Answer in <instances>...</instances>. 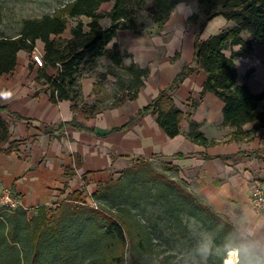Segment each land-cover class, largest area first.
<instances>
[{
  "label": "trees",
  "instance_id": "trees-1",
  "mask_svg": "<svg viewBox=\"0 0 264 264\" xmlns=\"http://www.w3.org/2000/svg\"><path fill=\"white\" fill-rule=\"evenodd\" d=\"M150 1L152 4L148 6ZM185 1L188 0H73L52 15L25 18L16 34H0V73L12 72L18 63V52L22 49L32 51L37 41L42 40L45 64L40 67L36 80L52 101L70 100L74 111L83 110L87 118L96 116L108 107L136 99L150 75V67L135 60L127 63L125 58L130 54L122 51L116 43L109 47L118 30L141 32L142 23L138 16L144 9L150 10L153 21L161 29L177 5ZM105 2H113V6L101 12L99 9ZM81 16H87L89 21L80 19L71 27L70 37H61L68 28L69 18ZM217 16H223L233 24L202 38L205 27ZM106 17L110 23L103 25L101 20ZM188 22L197 26L194 62L185 63L173 83L139 114L154 113L159 125L171 137L182 133V121L191 119L197 102L191 98L192 106L185 112L176 104L174 92L188 75L200 69L208 76L202 94L213 92L225 102L224 123L235 128L231 137L237 140L253 138L259 128L264 127V106L261 107L264 91L257 94L251 90L249 72L245 82L239 81L237 60L252 52L256 43H264V0H196ZM238 45L240 48L236 49ZM105 56L110 58V63L97 74L93 90L96 98L87 99L81 77L98 67L99 59ZM50 67L54 68L53 73L49 72ZM111 75L112 84L108 86ZM5 110L6 107L0 105V152L9 153L19 143L12 140L11 124L4 115ZM69 123L88 128L75 119ZM248 123L254 125L245 128ZM200 127L191 119L187 136L200 144L215 143L216 140L208 138ZM262 143L259 149L242 153L264 157V138ZM135 159L137 162L123 170L115 184L102 182L94 191L93 197L101 206H88L90 212L98 215L97 221L92 220L96 226L93 241H87L93 234H83V240H78L74 235L76 232H68L72 228L71 217L82 209L78 205L84 193L82 187L56 206L40 205L31 218L27 215L28 210L22 207L13 209L14 213L7 218L0 217V264H52V259H60L58 264H69L78 255L80 247L86 246L85 242L89 247L97 243L98 247L104 239L108 246L120 247L122 254L117 260L113 256L97 264H127L125 253L129 248L133 254L132 264H148L146 254L158 225L154 217L151 218L156 222L152 225L140 218L149 204L162 210L157 217L171 229L173 236L180 233L189 236V221L194 218L210 232L211 241L222 251L228 252L232 248L239 251L238 264H264V245L243 234L229 216L214 209L194 192L187 180L176 179L172 171L178 173V170L172 163L165 162L162 169H158L147 158ZM74 172L68 169L69 176ZM84 178L86 180V176ZM116 188H119L118 192H115ZM111 195L119 198L117 206L110 201ZM22 243L27 248L21 249L19 245ZM51 245L60 249L55 251ZM95 263L94 259L88 262Z\"/></svg>",
  "mask_w": 264,
  "mask_h": 264
},
{
  "label": "crops",
  "instance_id": "crops-1",
  "mask_svg": "<svg viewBox=\"0 0 264 264\" xmlns=\"http://www.w3.org/2000/svg\"><path fill=\"white\" fill-rule=\"evenodd\" d=\"M181 3L159 32L118 30L109 47L116 43L130 54L125 58L127 63L135 60L150 67V75L136 99L108 107L93 117L87 118L83 110L74 111L70 100L52 101L36 80L40 67L33 62L31 51L18 52L16 68L0 73V105L7 109L4 115L11 124L12 140L19 143L12 152H0V192L9 189L20 195L21 207L28 211L44 204L56 206L84 185L90 191L97 190L114 172L132 166L134 158L144 157L172 163L180 177L214 209L229 216L243 234L264 245V212L253 205L254 188L264 185V157L242 153L262 147L264 127L251 139L232 138L230 133L235 128L224 123L225 102L213 92L202 94L208 76L200 69L183 80L174 92V100L185 112L192 106L191 98L197 102L191 119L215 143L204 145L191 140L186 134L189 118L182 121V133L171 137L154 113L139 114L173 83L185 63L194 62L197 27L188 22L193 8H180ZM232 24L217 16L205 27L202 38ZM36 47L45 52L42 40ZM103 61L109 64L110 58ZM237 65L239 81L245 82L249 72L251 90L263 92L264 43H256L252 52L241 55ZM95 69L99 71L85 73L80 80L90 100L96 98L93 90L102 66ZM54 71L49 68L50 73ZM112 80L111 75L108 86ZM73 119L88 128L69 123ZM70 168L75 172L69 176Z\"/></svg>",
  "mask_w": 264,
  "mask_h": 264
},
{
  "label": "rangeland",
  "instance_id": "rangeland-1",
  "mask_svg": "<svg viewBox=\"0 0 264 264\" xmlns=\"http://www.w3.org/2000/svg\"><path fill=\"white\" fill-rule=\"evenodd\" d=\"M71 1L73 0H0V34H16L19 31L22 21L25 18L42 17L48 14L52 15ZM151 4L152 2L150 1L148 6H150ZM195 5L196 0H188L182 2L180 4V8L191 7L193 8L194 12ZM112 6L113 2H105L101 5L99 10L101 12H105L107 10H110ZM69 19L70 20L68 22V28L61 35V37L63 38L67 37L71 27L77 24L80 19L84 22L89 21V18L87 16H81L80 18L72 17ZM138 20L140 23H142L141 32L155 33L159 32L164 27L163 26L161 29H159V26L153 21L149 9H144L143 11H141L138 16ZM101 22L103 25H108L110 23V19L106 17L103 18ZM105 57L99 59V66H102V70H105V67L107 66V64L103 61ZM95 71H99V69L92 70V72ZM135 162H137V160L134 158V163ZM153 164L158 169H162L163 167L162 161H153ZM172 172L176 179H182L177 171L173 170ZM122 173L123 170L114 172V174L103 183L108 185L115 184V180L119 179ZM99 186L100 184L98 185V187ZM83 188L84 193L78 203V205L81 206L82 209L76 212L75 217H71L72 228L68 229L69 233L76 232L74 233V235L78 237V240H83V234H90L92 236L93 232L96 231V226L93 225L92 220L97 221L98 215L90 212L88 210V206H101L100 202L93 197L94 191H90L84 186ZM128 189L131 188L129 187ZM118 191L119 188H116L115 192ZM194 192L196 191L194 190ZM118 199L119 198H115L113 195H111L110 201L113 202L115 206H117L120 202ZM204 200L206 201V199ZM12 210L13 209H9L0 205V217L5 216L7 218L9 215H12L14 213V211ZM28 212L29 213L27 215H29V218H31L35 215V213H37V210ZM160 212H162L161 209H154L153 206L149 204L147 211L145 213H142V216L140 217L149 225H152L154 222H156V220H158L157 231H155L154 235L155 237L152 241L149 252L146 254V260L148 264H227V259L232 256L231 249L228 252H224L218 246H216V244L211 241L210 232L203 228L196 219L190 218L189 226L191 232L189 236H183L182 233L173 236L171 229L164 222H162L159 217H157ZM151 217L156 218V220L154 221V218ZM79 220H81L80 223L77 222ZM8 224L11 225L9 219ZM94 235L95 234H93L92 238L87 241H93ZM91 236H89L88 239ZM85 244L86 246L80 247L78 255L75 256L69 264H88V262L93 259L96 262L95 264H97L98 262H100V260L107 261L106 259H109L113 256L117 260V258H119L122 254V249L120 247L116 245L108 246L105 239L98 245V247L96 246L97 243H94L95 245L90 247L88 246L87 242H85ZM19 247L21 249H25L27 248V245L22 243L19 245ZM50 247L55 251H58L60 249L59 246L56 245H51ZM132 255V250L129 248L125 253V263L132 264ZM235 256L236 264H238L237 258L239 257V251ZM51 262L52 264H58L61 261L60 259H52Z\"/></svg>",
  "mask_w": 264,
  "mask_h": 264
},
{
  "label": "built area",
  "instance_id": "built-area-1",
  "mask_svg": "<svg viewBox=\"0 0 264 264\" xmlns=\"http://www.w3.org/2000/svg\"><path fill=\"white\" fill-rule=\"evenodd\" d=\"M31 56L37 66L45 64L44 53L38 47L31 51ZM0 205L9 209L19 208L22 206V198L11 190L4 189L0 192ZM253 205L258 211L264 212V185H257L254 188Z\"/></svg>",
  "mask_w": 264,
  "mask_h": 264
},
{
  "label": "bare ground",
  "instance_id": "bare-ground-1",
  "mask_svg": "<svg viewBox=\"0 0 264 264\" xmlns=\"http://www.w3.org/2000/svg\"><path fill=\"white\" fill-rule=\"evenodd\" d=\"M231 252H232V256H230L227 259V264H236V256L235 255L237 254V249L236 248H232Z\"/></svg>",
  "mask_w": 264,
  "mask_h": 264
}]
</instances>
